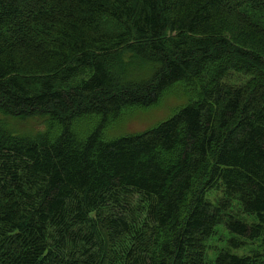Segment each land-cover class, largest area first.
I'll use <instances>...</instances> for the list:
<instances>
[{
	"label": "trees",
	"instance_id": "obj_1",
	"mask_svg": "<svg viewBox=\"0 0 264 264\" xmlns=\"http://www.w3.org/2000/svg\"><path fill=\"white\" fill-rule=\"evenodd\" d=\"M0 111L45 124L0 121V264H264V0H0Z\"/></svg>",
	"mask_w": 264,
	"mask_h": 264
},
{
	"label": "rangeland",
	"instance_id": "obj_2",
	"mask_svg": "<svg viewBox=\"0 0 264 264\" xmlns=\"http://www.w3.org/2000/svg\"><path fill=\"white\" fill-rule=\"evenodd\" d=\"M128 54H125L127 57ZM131 61L124 68L125 71L131 70L128 74L131 80H141L149 77L155 69L153 63H138L137 61L132 65ZM232 74L226 79L230 84H239L245 80V77L231 72ZM81 77V75L79 76ZM78 77V78H79ZM186 102V97L183 94H177L167 90L162 98L155 104L147 107H135L126 109L118 115L115 120L108 123L104 131L105 139H110L123 134L137 133L149 127L156 125L158 122L164 120L179 106ZM95 119H93L94 121ZM0 121L5 123L9 132L32 138L36 133L44 129V117L39 115L33 116H17L8 115L0 111ZM218 194V193H217ZM219 195V194H218ZM213 194H211V197ZM229 237L228 231L222 225H218L214 234L209 238L210 248L208 249V256L213 258L215 252L226 247V240ZM261 246L260 241H248L239 249L233 251L238 254H247L253 249H258Z\"/></svg>",
	"mask_w": 264,
	"mask_h": 264
}]
</instances>
